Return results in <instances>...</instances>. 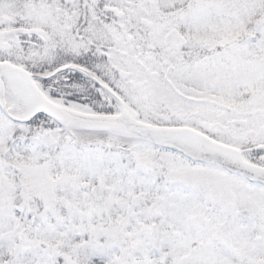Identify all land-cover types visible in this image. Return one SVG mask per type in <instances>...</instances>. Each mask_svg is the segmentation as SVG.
<instances>
[{"label": "snow or ice", "instance_id": "1", "mask_svg": "<svg viewBox=\"0 0 264 264\" xmlns=\"http://www.w3.org/2000/svg\"><path fill=\"white\" fill-rule=\"evenodd\" d=\"M0 264H264V0H0Z\"/></svg>", "mask_w": 264, "mask_h": 264}]
</instances>
